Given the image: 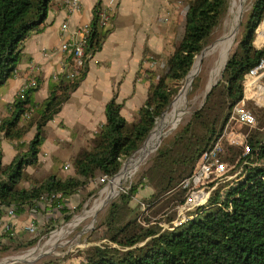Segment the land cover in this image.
Masks as SVG:
<instances>
[{
    "label": "trees",
    "instance_id": "trees-1",
    "mask_svg": "<svg viewBox=\"0 0 264 264\" xmlns=\"http://www.w3.org/2000/svg\"><path fill=\"white\" fill-rule=\"evenodd\" d=\"M51 2L0 0V86L16 70L24 41L43 23ZM226 5L228 7V0H191L185 12L181 39L165 56L163 66L158 64L156 54L145 51L143 59L152 62V66L141 64L137 71V76L141 75L147 83L146 99L138 115L127 121L114 93L105 104V122L96 133L95 144L72 158L70 177L52 173L41 181L31 179L29 187H18L25 169L38 166L45 125L84 79L87 60L100 50L110 32L99 24L102 9L96 4L84 50L85 67L80 75L73 80L59 77L49 81L48 95L41 102L33 100L38 85L29 89L24 97L14 99L9 116L0 119V212L11 207L15 215L31 211L60 212L67 216L66 201L71 195L87 188L97 177L105 183L117 174L123 161L139 150L154 122L165 114L173 95L178 93L179 81L191 72L195 55L202 51L219 24ZM263 19L264 0H254L246 23L241 24L242 30L245 27L241 39L230 47L220 79L204 104L190 114V120L169 146L156 150L144 176L152 179L156 188L154 200L190 173L201 153L221 133L232 106L243 98L245 74L264 59V46L254 44L255 30ZM260 40H264V33L259 34ZM196 79L193 88H197ZM29 109H32L29 117L24 118L23 114ZM33 126L34 135L25 142L23 138ZM4 138L15 141L17 150L7 164L2 162L1 140ZM250 144L252 158L247 157L250 164L243 166L242 176L235 178L224 193L215 188L205 204L188 212V219L172 228L150 222L143 217L139 205H131L138 187L145 186L142 180L133 184L109 204L95 227L99 238L114 246L107 243L90 246L80 252L78 262L68 264H264V132L254 134ZM226 152H222L220 158L225 163L234 162L236 152L230 151V156H226ZM52 227L47 226L44 232ZM9 234L6 230L0 234V239ZM35 241L20 245H32ZM40 264H58V261Z\"/></svg>",
    "mask_w": 264,
    "mask_h": 264
},
{
    "label": "crops",
    "instance_id": "crops-1",
    "mask_svg": "<svg viewBox=\"0 0 264 264\" xmlns=\"http://www.w3.org/2000/svg\"><path fill=\"white\" fill-rule=\"evenodd\" d=\"M65 1L52 0L43 23L32 31L23 43L22 57L17 64L15 76L9 77L0 86L1 119L9 116L19 86L31 75L29 69L33 62L41 66L39 72L33 73L38 82L33 100L41 102L48 95V82L56 81L52 79L53 75L61 72L60 61L64 56L59 49L61 41L68 36L69 31L90 24L96 4H99L101 9L109 11L110 17L104 28L110 29V32L102 47L87 60L84 79L44 127V132L46 126L50 132L51 130L55 132L45 135L38 154V165L44 164L43 171L47 175L59 174V169H55L53 164H63L61 170H70V162L81 151L80 148H88L91 139L105 122V104L114 93L116 101L122 104L121 114L127 121L138 115V110L146 99L147 83L141 75L137 76V71L141 64L144 67L150 66L149 61L143 59L146 50L161 55L172 48L174 19L181 2V0H79L78 10L69 13ZM64 22L69 26L67 32L61 30ZM261 33H264V26L259 27L258 36ZM257 88L258 93L264 95V86L259 85ZM257 94L252 95L264 103V98ZM250 99L254 98L251 96ZM34 132L33 126L23 140L25 142L31 140ZM64 146H68L67 151L61 149ZM1 147L2 162L7 164L17 152L16 142L4 138L1 140ZM66 165L68 167L64 168ZM35 168L28 166L25 171L32 174ZM2 211L0 223L6 218L10 219L5 209ZM36 214L38 213L25 211L14 216L19 218L25 215L27 219L33 221ZM5 226L9 231L10 225Z\"/></svg>",
    "mask_w": 264,
    "mask_h": 264
},
{
    "label": "rangeland",
    "instance_id": "rangeland-1",
    "mask_svg": "<svg viewBox=\"0 0 264 264\" xmlns=\"http://www.w3.org/2000/svg\"><path fill=\"white\" fill-rule=\"evenodd\" d=\"M190 1L191 0H181L180 5L178 6L173 26L174 34L171 38L172 48L165 51L161 55H157L158 64L160 66H163L165 56L172 51L181 39L185 12ZM253 1L254 0H242L241 7H238L237 5L240 3L239 0H228V7L227 5L225 6V13L219 24L214 28L212 34L206 40L202 51L198 55H195V64L191 72L187 78H182L183 80L181 79L179 81L177 86V88L180 87L178 93L175 96L173 95L169 106L164 111L165 114H162L163 117L161 115L156 122H154L155 125H153V129L149 135L156 130L158 134L157 139L152 144L148 152L144 153L143 151L146 147L145 144L149 138L148 135L139 150L123 161L119 172L120 174L121 172H126V178H119L117 175L119 173L118 172L115 174L118 176L117 181L114 179L111 182V178H113L115 176L114 175L110 177L107 182L101 183V178L97 177L96 180L91 181L88 184L87 188L81 189L78 193L71 195L67 199L66 207L69 210L67 216L61 215L60 212H40L36 214L34 220L31 221L27 219V216L25 215H21L19 218L15 216H13L14 218H11L12 216H9L7 214V210L5 209V213L8 217H10V219L6 218L0 223V234H4L6 232L5 225L9 224L10 236H1L0 264H40L47 262L48 260H56L58 261V264L75 263L80 259V252L86 248L93 245L101 246L106 243L110 244L109 242H106V240L99 238V234L96 233L95 227L99 223L100 217L104 214L109 204L121 192L129 190L133 184L140 180H142L145 186L138 187L137 194L132 197L131 205H139L140 210L143 211V217L149 219L150 222H158L162 225V228H168L170 222L178 216L177 205L180 203L182 198L180 197L181 194L178 191H174L169 195L165 194L154 200L153 198L156 194V188L152 184V179L144 177L147 172L146 169L156 155V150L162 146H169L171 140L177 132H180L183 126L190 120V114L202 106L205 100L206 91L215 79L217 64L222 48L225 43H227L229 36L234 33V38L228 46L227 53L223 61L224 65L230 47L234 41L239 39V42L241 39L244 31V28L242 30L241 24L244 21L246 22L247 14ZM261 26H264L263 21L255 30L254 44L257 47H262L260 44L264 46V40L259 42L257 39L256 41L258 36L257 32ZM222 68L215 81L220 79ZM157 69L159 71L162 70V68ZM196 78H198L197 88H193L192 83ZM259 83L264 85V78ZM258 91L259 89L253 90L251 88L250 90H244V96H246V98L248 97L245 101L246 107L253 112L257 119L259 129L255 134L258 132H264V103L257 100L255 96L252 95L253 93L257 94ZM257 95L264 98L263 94L261 95L258 93ZM251 96L254 99H250ZM48 128L49 127L46 126L44 136L50 135V133H55L53 130L50 132ZM95 138L96 135L93 139H91L88 148L94 145ZM61 149H66L67 151L68 146H64ZM83 149V147L80 148V150ZM230 151L237 153H235L234 157L236 160L234 159V162H226L229 166H233V168L229 171L231 174L235 171L238 172L242 162H239L238 148H235L234 150H227L226 156L231 155ZM42 153L43 152H41V154ZM72 155L74 156V154ZM127 160L128 164L125 165ZM43 166V163L36 166L32 174L25 171L23 178L20 179L18 183V187H29L31 185V179L35 181L45 179V177H47V173L43 171ZM62 166L63 164H53L55 169H59V174L57 175L64 178L70 177L73 174L71 166L68 171L61 170L63 168ZM241 174H238L236 177H233L225 182H219L216 185L214 184V189L219 188L221 193H224L228 185L234 182L235 178L242 176ZM91 190H93L92 193L88 194ZM142 204H145L144 210ZM169 218L172 220L168 221ZM14 220H16L15 223H12ZM49 225H53V227L44 232ZM30 226L35 227L33 232L28 231L27 227ZM33 239H36V241L32 245H20L23 242L31 241ZM110 245L114 246L113 244Z\"/></svg>",
    "mask_w": 264,
    "mask_h": 264
},
{
    "label": "built area",
    "instance_id": "built-area-1",
    "mask_svg": "<svg viewBox=\"0 0 264 264\" xmlns=\"http://www.w3.org/2000/svg\"><path fill=\"white\" fill-rule=\"evenodd\" d=\"M65 7L67 12H75L79 8V0H66ZM109 17V11L102 9L99 24L105 26ZM68 29V23L64 22L61 25V30L67 32ZM89 32L90 25L86 24L78 29L69 31L68 36L61 41L59 49L64 55L60 61L61 72L53 75V80H57L59 77L73 80L80 75L85 67L86 57L84 50ZM150 66H152L151 63ZM29 70L31 75L19 86L17 98L24 97V94L29 89L38 85L37 78L33 76V73L39 72L41 66L32 62ZM15 74L16 70L12 76H15ZM244 78V90H250V88L254 90L259 85H262L259 82L264 78V59L250 69ZM246 99V96H243L241 100L232 106L223 129L216 140L201 153L190 173L183 176L178 184L166 193V195H169L174 191H178L182 195L181 202L177 205L178 216L170 222L168 228L177 226L180 222L188 219V212L205 204L216 184L236 177V175L241 173L245 164H250L247 159L248 156L252 158L250 140L259 128L255 115L246 107ZM30 112L31 109L26 111L23 117L28 118ZM235 148L239 149V162H242V165L238 172L235 171L230 174L229 171L233 166H228L219 155L226 150H234ZM67 167V165L64 166V168ZM142 205L144 210L145 204ZM6 210L9 216L15 215L11 207ZM27 229L33 232L35 227L30 226Z\"/></svg>",
    "mask_w": 264,
    "mask_h": 264
},
{
    "label": "bare ground",
    "instance_id": "bare-ground-1",
    "mask_svg": "<svg viewBox=\"0 0 264 264\" xmlns=\"http://www.w3.org/2000/svg\"><path fill=\"white\" fill-rule=\"evenodd\" d=\"M239 4L237 5L238 7H241V5H242V0H239ZM239 14V13H238ZM243 17V16H242ZM233 38H234V33H232L230 36H229V39H228V41H227V43H225V45L223 46V48H222V51H221V54H220V57H219V60H218V64H217V71H216V73H215V79H214V81L212 82V84L210 85V87L207 89V91H206V94H205V97H206V95H207V92L209 91V89H211L214 85H215V83L219 80H217V81H215L216 80V78H217V76H218V73H219V71L221 70V68H222V66H223V61H224V58H225V56H226V53H227V49H228V46H229V44L232 42V40H233ZM226 63V62H225ZM224 66H225V64H224ZM224 66H223V68H224ZM223 68H222V70H223ZM221 73H222V71H221ZM220 76H221V74H220ZM157 131L156 130H154L150 135H149V138H148V140H147V142H146V147H145V149H144V153H147L148 152V150L150 149V147L152 146V144L155 142V140L157 139ZM128 164V160H127V162L125 163V165H127ZM124 165V166H125ZM120 174V172L117 174L118 176H119V178H126L127 177V174H126V172H121V174ZM118 176H114L113 178H111L112 180H111V182L114 180V179H116V181L118 180ZM116 187H118V186H116ZM114 195H115V193H114ZM113 195V196H114ZM112 196V197H113Z\"/></svg>",
    "mask_w": 264,
    "mask_h": 264
},
{
    "label": "water",
    "instance_id": "water-1",
    "mask_svg": "<svg viewBox=\"0 0 264 264\" xmlns=\"http://www.w3.org/2000/svg\"><path fill=\"white\" fill-rule=\"evenodd\" d=\"M245 23H246V22H245ZM244 28H245V27H244ZM217 82H218V81H217ZM217 82H216V83H217ZM216 83H215V84H216ZM210 90H211V89H209V91L207 92V95H208V93L210 92ZM207 95H206V97H207ZM206 97H205V99H206ZM204 102H205V100H204ZM204 102H203V104H204ZM203 104H202V105H203ZM201 107H202V106H200L197 110H199ZM197 110H195V111H197ZM195 111H194V112H195Z\"/></svg>",
    "mask_w": 264,
    "mask_h": 264
}]
</instances>
